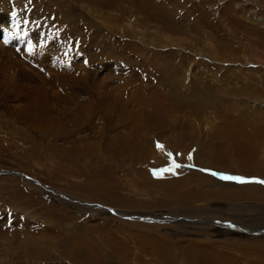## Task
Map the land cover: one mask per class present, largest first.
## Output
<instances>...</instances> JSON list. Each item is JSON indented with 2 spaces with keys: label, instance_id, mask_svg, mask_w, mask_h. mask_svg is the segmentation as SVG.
<instances>
[{
  "label": "rangeland",
  "instance_id": "rangeland-1",
  "mask_svg": "<svg viewBox=\"0 0 264 264\" xmlns=\"http://www.w3.org/2000/svg\"><path fill=\"white\" fill-rule=\"evenodd\" d=\"M256 15L264 0H0V65H10L14 81L1 72L0 264H167L159 254L171 253L172 264L199 256L264 264V184L220 180L198 166L208 150L211 164L222 150L220 173L264 180V25ZM236 130L247 140L235 145ZM117 136H126L123 150L142 144L144 157L108 150ZM152 137L163 149L151 159L144 139ZM228 140L233 153L223 149ZM171 153L186 165L160 177ZM98 174L113 184L112 199H92ZM183 175L203 176L184 186L202 193L170 194L163 178ZM247 185L257 192L223 188ZM96 202L144 215L124 218Z\"/></svg>",
  "mask_w": 264,
  "mask_h": 264
},
{
  "label": "bare ground",
  "instance_id": "bare-ground-1",
  "mask_svg": "<svg viewBox=\"0 0 264 264\" xmlns=\"http://www.w3.org/2000/svg\"><path fill=\"white\" fill-rule=\"evenodd\" d=\"M255 21H259L260 23H262L263 25H264V15H263V17L262 16H260V15H256L255 16ZM57 44V43H56ZM54 45H55V43H54ZM63 47V46H62ZM56 48V47H55ZM62 49V48H61ZM47 50V49H46ZM47 52V51H46ZM57 52V51H56ZM10 54V53H9ZM197 57V56H196ZM199 57V56H198ZM7 58V57H6ZM201 60V59H200ZM3 62H5V60L3 61ZM0 63H1V60H0ZM9 69H10V65H9ZM9 69H5L2 65H0V77H2V75H1V72H6L8 75H9V82L10 83H12V77H11V74L10 73H8V71H9ZM10 72V71H9ZM7 75V76H8ZM246 76V75H245ZM258 79V78H257ZM14 82V81H13ZM264 82V81H263ZM245 88V87H244ZM245 90V89H244ZM12 91H10V93H11ZM16 94V93H15ZM1 98V97H0ZM241 99V98H240ZM25 100H26V98H25ZM25 100H23V101H25ZM36 100L37 101H39V98H37V99H32L31 98V101H33L35 104H39V103H36ZM1 101V100H0ZM264 102V101H263ZM262 102V103H263ZM34 103H29V104H34ZM18 104H19V101H18ZM34 104V105H35ZM260 104V103H259ZM13 107V106H12ZM259 107V106H258ZM264 107V106H263ZM37 108V107H36ZM35 108V109H36ZM42 108V107H41ZM40 107L39 108H37V109H39V113H40V109H41ZM123 107H119V108H117V110L118 111H121V109H122ZM16 109V108H15ZM18 109V108H17ZM23 109V108H22ZM36 109V110H37ZM23 110H25V108L23 109ZM42 110V109H41ZM21 110H19V112H20ZM25 112H27V111H25ZM22 113V112H21ZM30 113V112H29ZM35 113V112H34ZM22 114H24V112L22 113ZM26 114V113H25ZM47 114H50V113H44V114H42V116H43V119H45V123H42V126H41V131L42 132H49L50 131V128H49V124H50V119L48 118L49 116L47 115ZM51 115V114H50ZM260 115H262V114H260ZM263 115H264V113H263ZM28 118H29V116H27ZM34 117V116H33ZM52 117V116H51ZM118 118H120V115L119 116H117ZM40 118H42L41 116H40ZM39 118V119H40ZM134 118V117H133ZM21 119V118H20ZM53 119V118H52ZM256 118H254V121L253 122H255L256 120H255ZM260 119V118H259ZM22 120V119H21ZM41 120V119H40ZM117 119H115L114 121H116ZM249 120H253V119H249ZM107 121V120H106ZM113 121V122H114ZM130 121V120H129ZM157 121V120H156ZM258 121H260V120H258ZM258 121H256V122H258ZM117 122V121H116ZM133 122V121H132ZM142 121H141V119H139L137 116H136V118L134 119V124H135V126H136V128H137V125L139 124V123H141ZM152 122V120H150V121H148L147 123H151ZM155 122V121H154ZM262 122V121H261ZM29 123V122H28ZM159 123V122H158ZM262 123H264V122H262ZM40 124V123H39ZM154 124V123H153ZM259 124V123H258ZM33 125V124H32ZM140 125V124H139ZM105 126V125H104ZM223 126V125H222ZM227 126V124L225 125V127ZM241 126L242 125H238L237 126V129L238 130H240V131H243L242 129H241ZM263 126H264V124H263ZM35 127V126H34ZM34 127H33V129H34ZM114 127V126H113ZM139 127V126H138ZM258 127V126H257ZM256 127V128H257ZM261 127V126H260ZM36 128V127H35ZM236 128V127H235ZM134 129V128H133ZM145 129V128H144ZM222 129H224V128H222ZM258 129V128H257ZM261 129V128H260ZM263 129V128H262ZM37 130V129H36ZM135 130V129H134ZM133 131V130H132ZM137 131H138V129H137ZM146 131V130H145ZM145 131H141L142 133H146ZM257 132V131H256ZM131 133V132H130ZM260 133V132H259ZM139 135H140V133H138ZM156 135H158V136H161V134H159V133H155ZM118 135V134H117ZM120 135V134H119ZM155 135V136H156ZM184 135V134H183ZM113 136V135H112ZM131 136H132V134H131ZM231 136V135H230ZM125 137L126 136H117L116 138H114V139H112V138H110V139H108L107 140V144H108V150H110L112 153H115L118 149H120L121 147L123 148V145H125L124 144V142L126 141L125 140ZM136 137H138V135L136 136ZM162 137V136H161ZM261 137V136H260ZM227 138V137H226ZM236 140H235V145H236V143H241V141H246V140H244L245 139V137H244V135H243V133L242 132H240L239 133V135H238V132H237V130H236ZM145 140V142H148L147 144L148 145H152V148H153V150H150V152H149V154H148V157H150L151 158V156H153V154L155 155V153H154V151H160L161 149H163V147H160V150L158 149V147L157 146H155V140L153 139V137H152V140L151 139H148V141L146 140V139H144ZM139 141V140H138ZM166 141H167V139H166ZM230 140H228V142H229ZM232 141H230V142H232ZM263 142H264V139L262 140ZM227 142V145H226V147L225 148H223L224 150L226 149H228V151H230L231 152V150H232V148L233 147H231L229 144H230V142L228 143ZM153 143V144H152ZM111 145H115L116 146V148H115V152L113 151V149H112V147L113 146H111ZM156 145H158V142H157V144ZM126 146H127V144H126ZM132 147H130V148H127V147H125V149L127 148V150H123V149H120V152H121V154L120 155H117V156H123V155H126V154H129V155H133V153H132V150H137L138 149V151H140L141 153L140 154H136V156H141V157H144L143 155H144V153H143V150H142V148H143V146H142V144L141 145H139L138 143H132V145H131ZM156 148V149H155ZM209 149H212V148H210L209 147ZM237 149V148H236ZM204 150H206L207 151V149H204ZM216 150H219V149H216ZM96 151V150H95ZM137 151V152H138ZM166 151V150H165ZM164 151V152H165ZM203 151V150H202ZM215 151V150H214ZM222 151V150H221ZM219 152V151H216L215 153H213L214 155L212 156H210L211 158H210V160H211V162L212 163H215V164H211L210 162H209V155H210V152L211 151H209L208 150V152L207 153H205V151H204V153L206 154V157L204 158V159H202L201 161H200V163H201V166L200 165H198L199 167H202V166H205V165H203L204 163H206V167H205V169H208V171L209 172H211L212 173V170H215V171H218V172H220L219 170H216L217 169V167H215L214 165H222L221 167H224L225 166V168H226V166H228V165H226L225 164V162H223V163H221V162H218L217 160H219V156H220V154L222 153V152ZM135 152V151H134ZM157 152V153H158ZM136 153V152H135ZM231 153H233V152H231ZM238 153V152H237ZM239 154V153H238ZM95 155V157H97V155L96 154H94ZM135 155V154H134ZM196 155V154H195ZM241 155V154H240ZM113 156H114V154H113ZM116 156V157H117ZM201 156H202V154H201ZM226 156V155H225ZM234 156V155H233ZM236 156V155H235ZM204 157V156H203ZM227 157V156H226ZM98 158V157H97ZM133 158V157H132ZM149 158V159H150ZM153 158V157H152ZM151 158V159H152ZM197 158V157H196ZM201 158V157H200ZM208 158V159H207ZM228 158V157H227ZM232 158V157H231ZM94 159V158H93ZM195 159V158H194ZM229 159V158H228ZM227 159V160H228ZM237 160H238V158H236ZM240 159V158H239ZM96 160V159H95ZM223 160H225V159H223ZM97 161V160H96ZM152 161V160H151ZM226 161V160H225ZM241 161H242V159H241ZM245 161V160H244ZM199 162V161H198ZM227 162V161H226ZM232 162V161H231ZM240 162V161H239ZM153 163V162H152ZM200 163H198V164H200ZM217 163V164H216ZM228 163V162H227ZM145 165H147L146 163H145ZM213 166V167H212ZM95 167V166H94ZM238 167V166H237ZM236 167V168H237ZM230 168V167H229ZM98 169V168H97ZM204 169V170H205ZM220 169V168H219ZM228 169V168H227ZM96 170V169H95ZM229 170H231V168L229 169ZM238 170V169H237ZM240 170V169H239ZM78 171L79 170H74V175H79V173H78ZM72 173V172H71ZM96 173V172H95ZM172 173V172H171ZM93 174V173H92ZM86 176V177H85ZM160 176V175H159ZM84 177H85V180H86V183L88 184L93 178H91V174H85L84 175ZM161 177V176H160ZM243 177H244V175H243ZM105 177L104 176H102V175H100V174H98V180H103ZM164 179V183H168L169 184V193L170 194H173V196H175L178 200H181V199H183L184 197H186L187 195H188V193H190V192H193L195 195H198V193L200 192V193H202L198 188L197 189H188L187 190V188H184V186L185 185H187V184H189V183H191V184H193V183H196V182H198V184L199 183H202L203 181H204V177L203 176H196L195 178L194 177H190V176H186V177H184V175L183 176H178V177H172L171 176V178H163ZM221 179H223V178H220V180ZM94 180V179H93ZM155 183H157V178H155V179H152ZM97 182V181H96ZM207 182V181H206ZM143 184H145V185H151V187L152 186H156V185H154V184H150V183H148V182H142ZM198 184H195V186L197 187L198 186ZM111 185H113V184H110V183H104L103 181L98 185V184H95L94 183V186L92 185V187H91V190H92V199L93 200H95V199H98L99 201H102V200H105V199H112V198H108V196H109V191L110 190H108V186H111ZM115 186V185H114ZM204 186V185H203ZM218 186V185H217ZM78 188H80L81 190H82V188L80 187V186H77ZM142 187V189H143V191H142V193H144V195H146L147 196V193L149 192L147 189H146V186H141ZM111 188V187H110ZM174 188V189H173ZM224 189H225V191L227 192L228 190H236L237 192H236V195L238 196L239 194H238V192L239 193H244V190H245V192L246 193H250L251 191H255V188L253 189V187L251 186V185H247V186H245L244 187V189H242L240 186H236V187H231V188H225V187H223ZM79 189V190H80ZM99 189H100V191H99ZM259 189V188H258ZM77 190V189H76ZM79 190H78V192H79ZM202 190V189H201ZM239 190V191H238ZM264 191V190H263ZM83 192H86V191H83ZM168 192V191H167ZM255 192H257V191H255ZM82 193V192H81ZM127 193V192H126ZM128 194V193H127ZM252 194V193H251ZM81 195V194H80ZM87 195H89V194H87ZM143 195V196H144ZM241 196V195H240ZM255 196V195H254ZM150 197V196H149ZM123 199V198H122ZM150 199V198H149ZM175 199V198H174ZM189 199V198H188ZM109 202V201H108ZM181 203H183V202H181ZM211 203V202H210ZM97 204V205H96ZM109 204V203H108ZM112 204V203H111ZM79 205V204H78ZM212 205V204H211ZM94 207H97V208H99L101 211H105V212H107V213H109V212H111V211H114L115 213H118L119 215H121V216H123L124 218L125 217H128V218H133V217H138V216H142L141 214H143L144 215V213H140L139 214V212H136V211H134V210H128V209H123V211L122 210H117V209H113V207L111 208H108L106 205H100V204H98L97 202L93 205ZM118 207H121V206H118ZM125 207V206H124ZM123 207V208H124ZM77 208H79V207H77ZM126 208H129V207H127L126 206ZM130 209V208H129ZM149 215H147L146 214V217H148ZM152 218V217H151ZM170 219H172L173 217H169ZM144 219V218H143ZM168 219V218H167ZM174 219V218H173ZM179 221H187V220H181V219H179ZM197 221V220H196ZM188 222V221H187ZM190 222V221H189ZM137 226V225H136ZM143 226V225H142ZM146 228V227H145ZM77 229V228H76ZM147 230V229H146ZM148 231H149V229H148ZM232 235V234H231ZM152 236H155V235H152ZM151 235L150 236H148V237H146V239H150V237H152ZM159 235H157V237H158ZM86 238V237H85ZM142 239H143V237H142ZM152 240V244L153 243H155V240H154V238H151ZM147 241V240H146ZM201 243V242H200ZM157 244V243H156ZM166 245V244H165ZM204 245V244H203ZM154 246V245H153ZM141 248H139V251H140V249H141V251H142V249H143V247L144 246H140ZM150 247V246H149ZM159 248V247H158ZM162 249V248H161ZM168 250H169V248H168ZM181 250V249H180ZM83 251V250H82ZM86 251V250H85ZM143 251H144V249H143ZM142 251V252H143ZM87 252V251H86ZM149 252V254L150 255H154L155 256V254H156V251H154V250H151V251H148ZM83 252H81V254H82ZM158 253V252H157ZM83 254H85V253H83ZM159 254V253H158ZM172 255H173V257H172ZM153 256V257H154ZM159 256H160V259L161 260H163V261H166V262H170V264H172V262H175L176 261V259L174 258V257H176V255H175V253H171V259H169V260H165V259H162V256H164V255H161V254H159ZM158 256V257H159ZM177 256H179V255H177ZM158 257H157V259H158ZM152 258V257H151ZM156 258V257H155ZM182 258V257H181ZM262 258V257H261ZM196 259H198L197 260V262H198V264H208L207 262H208V258L206 257V256H199L198 258H195L194 257V263L196 264ZM264 259V258H263ZM178 260V259H177ZM179 260H180V258H179ZM233 261V260H232ZM162 262V261H161ZM179 262V261H178ZM259 262V261H258ZM143 263V262H142ZM142 263H140V264H142ZM167 263V264H168ZM260 264V263H259Z\"/></svg>",
  "mask_w": 264,
  "mask_h": 264
},
{
  "label": "snow or ice",
  "instance_id": "snow-or-ice-1",
  "mask_svg": "<svg viewBox=\"0 0 264 264\" xmlns=\"http://www.w3.org/2000/svg\"><path fill=\"white\" fill-rule=\"evenodd\" d=\"M13 15H15V13H13ZM157 147H162V145H159L158 144ZM189 159H191V156H189ZM179 167H181V165L178 164V163H176V161L173 159L172 166H170L168 168H165V169H161L156 174L157 175H162L163 172H165V171H167V172H173L174 173L175 169L176 168H179ZM222 178L225 179V180H237V181H239L241 183L249 182L244 177H236V176H227L226 175V176H223ZM256 182L261 183V184H264V180H258Z\"/></svg>",
  "mask_w": 264,
  "mask_h": 264
}]
</instances>
